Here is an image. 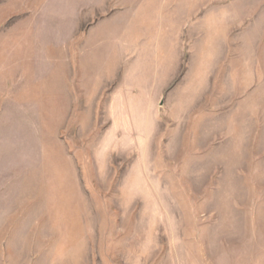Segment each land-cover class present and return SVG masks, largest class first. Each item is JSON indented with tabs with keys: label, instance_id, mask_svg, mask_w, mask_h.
Returning a JSON list of instances; mask_svg holds the SVG:
<instances>
[{
	"label": "rangeland",
	"instance_id": "374dc122",
	"mask_svg": "<svg viewBox=\"0 0 264 264\" xmlns=\"http://www.w3.org/2000/svg\"><path fill=\"white\" fill-rule=\"evenodd\" d=\"M0 264H264V0H0Z\"/></svg>",
	"mask_w": 264,
	"mask_h": 264
}]
</instances>
